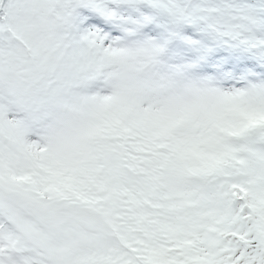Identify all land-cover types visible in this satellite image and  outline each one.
Returning a JSON list of instances; mask_svg holds the SVG:
<instances>
[{
    "label": "snow or ice",
    "instance_id": "obj_1",
    "mask_svg": "<svg viewBox=\"0 0 264 264\" xmlns=\"http://www.w3.org/2000/svg\"><path fill=\"white\" fill-rule=\"evenodd\" d=\"M0 264H264V0H0Z\"/></svg>",
    "mask_w": 264,
    "mask_h": 264
}]
</instances>
